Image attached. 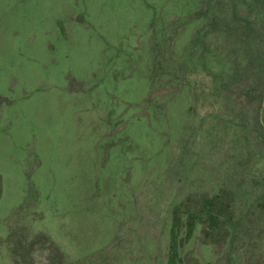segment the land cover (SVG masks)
Returning <instances> with one entry per match:
<instances>
[{"label": "rangeland", "instance_id": "obj_1", "mask_svg": "<svg viewBox=\"0 0 264 264\" xmlns=\"http://www.w3.org/2000/svg\"><path fill=\"white\" fill-rule=\"evenodd\" d=\"M264 264V0H0V264Z\"/></svg>", "mask_w": 264, "mask_h": 264}, {"label": "trees", "instance_id": "obj_2", "mask_svg": "<svg viewBox=\"0 0 264 264\" xmlns=\"http://www.w3.org/2000/svg\"><path fill=\"white\" fill-rule=\"evenodd\" d=\"M207 264H210V263H207Z\"/></svg>", "mask_w": 264, "mask_h": 264}]
</instances>
